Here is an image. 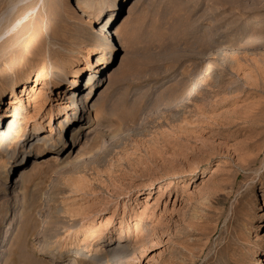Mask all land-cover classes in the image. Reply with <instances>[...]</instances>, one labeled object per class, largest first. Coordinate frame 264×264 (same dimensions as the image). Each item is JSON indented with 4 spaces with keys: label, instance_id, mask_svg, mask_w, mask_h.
<instances>
[{
    "label": "rangeland",
    "instance_id": "rangeland-1",
    "mask_svg": "<svg viewBox=\"0 0 264 264\" xmlns=\"http://www.w3.org/2000/svg\"><path fill=\"white\" fill-rule=\"evenodd\" d=\"M263 26L264 0H0V58L13 63L5 76L20 77L11 88L0 80V264H264L263 51L241 53L232 73L179 113L141 120L181 91L177 99L205 62L222 64L205 57L212 48L264 34ZM108 41L87 97L83 85ZM188 50L198 58L173 69L169 60ZM46 64L69 69L38 95L28 81ZM74 71L85 109L59 131ZM10 90L19 115L5 103ZM137 124L142 130L103 158L84 161ZM49 125L55 140L29 145ZM86 170L96 206L80 212L74 200ZM175 170L183 176L170 189L153 183ZM110 215L148 228L118 232L120 250L81 245L85 230Z\"/></svg>",
    "mask_w": 264,
    "mask_h": 264
},
{
    "label": "bare ground",
    "instance_id": "bare-ground-1",
    "mask_svg": "<svg viewBox=\"0 0 264 264\" xmlns=\"http://www.w3.org/2000/svg\"><path fill=\"white\" fill-rule=\"evenodd\" d=\"M261 25L263 23H260ZM259 24V25H260ZM105 22H100L99 26H97L96 31L103 33L105 31ZM264 27V26H263ZM264 30V29H261ZM110 34V33H108ZM233 43H238L237 48H234ZM111 43L110 41L107 42L105 45V49L103 50V53L101 54V57L99 61L96 62V65L93 69H95L94 72H90L88 75V78L83 86L86 85V88L88 89L86 96L89 97L88 94L95 93L96 89L94 87L98 84V78L96 75V72H98L101 67H105L107 65V53L110 51ZM256 50H262L264 53V34L262 32H254L249 34L243 39H233L228 42H224L223 44H219L218 46H215L212 48L210 54L208 56H205L206 58L210 57H222L221 60L222 63L219 67L216 68H210L208 65V62H205L203 69L196 74L193 78H191V84L183 93L176 99V97L179 95L177 93L176 95H172L166 99L164 103L159 102L157 106L146 112V114L141 118V120L149 121V120H159L163 119L164 117L168 115H174L179 113L180 111L184 110L185 108L193 105L194 99L196 96L201 94L209 85L214 81L216 77L220 76H226L229 73H232L236 65L238 63V57L241 53H249ZM198 58L197 55L193 54L191 51H184L183 53H178L173 56V62L170 59L169 63H172V68L179 66L184 60H191ZM167 62V60H166ZM186 62V61H185ZM168 63V64H169ZM11 58L3 57L0 58V80L7 83L9 87H12L13 79L16 80L17 78H20L16 76L15 74L13 77L11 76H5L7 74V69L12 65ZM167 64V65H168ZM208 66V67H207ZM69 69V66L66 65H58V64H46L42 65L35 69L33 72L32 78L29 79L28 82H30V89L33 91L37 90L36 94H44V86L45 81L47 79H52L54 82L58 80L59 76H63L67 73V70ZM65 71V72H64ZM87 71V69H85ZM36 74L35 77H33ZM81 72L74 71V78L70 81V86L67 87V90L69 93L66 95V97L63 99H66V103L63 104V107L61 108L62 114L61 116L63 119H60L58 121L57 128L59 131H61L62 126L66 122L67 119L71 118L72 114L77 111H80L81 109H85L84 100H80V103L82 104L81 107L76 103L78 101L77 91H79V88L82 87L80 84L78 85V78L81 76ZM42 88V89H41ZM31 90V92H32ZM11 96L7 99L5 102L6 105L11 107L12 112L15 113V115H19V110L14 106V104L17 102L16 96L13 94V91L10 90ZM34 94V92H32ZM58 94V93H57ZM20 96V95H19ZM60 97V94L58 95ZM82 97V95L80 96ZM161 103V104H160ZM77 105V106H76ZM56 116L59 115L58 112L55 114ZM142 120V121H143ZM142 125H135L132 127L130 132H118L113 135L107 136V138L103 139L97 146L86 153L85 156V162H94L96 160H100L103 158V156L111 149L118 146V144L122 143L125 137L128 133H136L140 132L142 130ZM52 126L49 125V130L47 134L44 135H36L29 141V145H33V143H47L52 142L54 139L55 132ZM58 131V133H59ZM89 132V131H88ZM223 157H227V154H224ZM73 161L68 159V165L67 167H72ZM217 165H224L222 163H219ZM220 169L218 167H215L211 174H215ZM183 176V172L181 170H175L172 172V176L163 182H160V180H154V184L156 185H162L165 183L161 190H167L170 189L173 185L176 179H179ZM152 187V185H151ZM191 193V192H189ZM96 186L93 177L90 175L89 171H85L84 181L79 186V193L78 197L76 198L75 203H78L80 206H82V211H86L87 209L93 207L95 204V197H96ZM147 206V205H146ZM145 210L141 211V214H144ZM140 213V212H139ZM59 216V215H58ZM148 228L142 220H132L127 223V225L122 226L121 224H117L113 220V216H107L101 224L95 227L88 228L85 230V232L82 234V238L80 240L81 245H85L90 247L93 244H100L104 243L106 248L111 247V249L114 248L115 250L123 249L124 246L118 245L120 244V237H117L118 232L120 231H126V233H129L131 230L134 231V234L137 236H141L143 234V229ZM98 246V245H97Z\"/></svg>",
    "mask_w": 264,
    "mask_h": 264
}]
</instances>
